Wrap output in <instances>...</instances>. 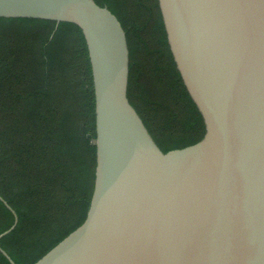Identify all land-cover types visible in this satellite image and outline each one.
<instances>
[{"label": "water", "instance_id": "1", "mask_svg": "<svg viewBox=\"0 0 264 264\" xmlns=\"http://www.w3.org/2000/svg\"><path fill=\"white\" fill-rule=\"evenodd\" d=\"M158 1L206 124L201 141L166 153L128 98L127 35L107 6L0 0L3 18L77 25L92 68L90 206L84 222L34 264H264V0ZM5 204L15 221L0 241L18 223ZM0 251L16 264L1 244Z\"/></svg>", "mask_w": 264, "mask_h": 264}, {"label": "trees", "instance_id": "2", "mask_svg": "<svg viewBox=\"0 0 264 264\" xmlns=\"http://www.w3.org/2000/svg\"><path fill=\"white\" fill-rule=\"evenodd\" d=\"M120 20L128 98L163 152L203 139L204 117L171 52L158 0H94ZM88 134L92 137L89 138ZM92 68L69 22L0 17V244L34 264L86 219L97 148ZM0 264H12L0 251Z\"/></svg>", "mask_w": 264, "mask_h": 264}]
</instances>
